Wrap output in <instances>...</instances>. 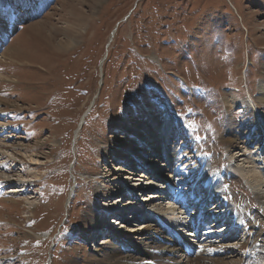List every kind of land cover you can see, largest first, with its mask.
Here are the masks:
<instances>
[{
  "label": "rangeland",
  "instance_id": "rangeland-1",
  "mask_svg": "<svg viewBox=\"0 0 264 264\" xmlns=\"http://www.w3.org/2000/svg\"><path fill=\"white\" fill-rule=\"evenodd\" d=\"M263 75L264 0H0V264H103L113 250L107 264H145L154 250L165 264H195L200 248L188 259L177 228L160 227L148 204L164 179L176 185L203 167L219 173L239 237L200 246L248 241L250 254L207 256L259 264L264 206L250 179L264 177ZM150 120L167 124L176 169L136 138ZM230 122L243 125L241 159L221 142ZM89 216L103 227L93 231Z\"/></svg>",
  "mask_w": 264,
  "mask_h": 264
},
{
  "label": "bare ground",
  "instance_id": "bare-ground-1",
  "mask_svg": "<svg viewBox=\"0 0 264 264\" xmlns=\"http://www.w3.org/2000/svg\"><path fill=\"white\" fill-rule=\"evenodd\" d=\"M36 24H38V22H35L32 26H35ZM39 25V24H38ZM34 28V27H33ZM38 29H40V28H38ZM32 33V32H31ZM47 37H49V36H47ZM50 40V39H49ZM11 47H9L8 48V50H5V53H3L2 55H3V57H6V55H8V54H11ZM8 52V53H7ZM12 52H13V50H12ZM16 56V55H15ZM264 76V75H263ZM264 78V77H263ZM259 91H260V95H261V97H260V100L263 102V105H264V84H263V82L259 85ZM235 103V102H234ZM229 104H231V102H229ZM248 109L246 108L245 109V112L247 113L248 111H247ZM152 120V119H151ZM151 120H150V122L149 123H147V124H152L151 126H152V129L150 128V131L148 130V129H145V128H143V127H139L138 128V131L140 130V132H138V131H133V132H135L134 134H135V136H136V138L137 139H139V140H141V141H143L144 143H146L147 144V146L150 148V150L152 151V152H150V153H148V155L149 156H152L153 154H156L157 152V150H159V148L162 150V152L161 153H163V155H164V157L167 159V161L169 162V165L171 166V168H173L174 166L172 165V159L175 157L173 154H170L169 152H168V150H167V146H168V143H167V137H168V135H167V132H168V127L165 125L164 127H161V125H160V123H162V122H160V120H159V124H158V120L157 121H152L151 122ZM262 120L264 121V119L262 118ZM260 123H262V121H260ZM250 125H252V124H250ZM262 125V128L264 129V123H262L261 124ZM145 126V125H144ZM241 126H242V128H241ZM254 126V125H253ZM232 127H235V125H231V122H230V126H229V128L227 129V131H228V134H227V138L226 139H222V144L223 145H225L227 148H228V152H229V154H231L230 156H231V158H234V156H235V154H236V157L235 158H238V159H241V158H243V155H240V151H241V149L242 148H244L245 149V147L244 146H241V147H238L237 145V141L239 140V138L242 136V135H245L244 134V131L242 130L243 129V125H239L238 126V128L239 129H237V126L235 127V129H232ZM251 128V127H250ZM146 131H149L147 134H145L144 135V132H146ZM160 134V135H159ZM249 134V132H246V135H248ZM159 135V136H158ZM255 135V134H254ZM148 138V140L150 141V142H148L147 140H146V137ZM253 141L254 142H256V146L257 147H259L260 145H261V143H262V139H261V136H260V134H256V137L253 139ZM248 142V141H247ZM243 143V142H242ZM264 144V143H263ZM254 145V144H253ZM160 146V147H159ZM127 149H129V146L127 145ZM234 152L235 154H232V152ZM235 151H237V152H235ZM120 153V152H119ZM128 153V152H127ZM161 153H158L159 155H161ZM118 154V153H117ZM157 154V155H158ZM234 155V156H233ZM239 161H241V160H239ZM236 162H237V160H236ZM152 163L154 164V166H155V164L156 163H154L153 161H152ZM161 167L162 166H159V165H157L156 164V168H155V170L156 171H158V170H161ZM205 172L206 171H201L200 173H199V179L201 178L202 179V183H204V182H206V184L207 183H209V184H211L212 183V179L211 178H207L206 176H205ZM260 174V173H259ZM257 175V173L256 174H254L253 175V177L250 179L251 181H252V183H253V186H254V188L253 189H255L256 190V196H257V199H258V201H259V203L262 205L261 207H263L264 206V177L262 178L260 175ZM139 177L140 178H142L143 180H144V177L145 178H147V174H145V173H142V172H140V174H138V176H137V179L136 180H138L139 181ZM161 177H159V181L158 182H161L162 180L160 179ZM162 179H163V177H162ZM133 180H135V179H133ZM144 181H147V183L148 182H150V180H149V178L147 179V180H144ZM158 182H157V184H158ZM163 182V181H162ZM149 184H151V183H149ZM156 184V185H157ZM164 184H166V188L164 187V188H162V187H160V189L159 190H157V194H159L158 196H156V198L159 200V199H161V201H162V203H165V205L163 206V204L162 205H159V203L157 202L158 200H156V201H153V199L151 200V201H153V202H151L150 201V203L148 204V207L151 209L152 208V210H153V214L154 215H157V216H159V217H161L162 219H163V222H165V223H161V225L163 226V227H167L168 226V224H170V225H172V226H174L175 228H177V230H178V232L179 233H177L176 234V238H177V240H178V242H180V243H185L186 245V247L187 248H189L190 249V252L192 251V252H197V248H200V250H199V253H200V255H202V256H204V259H202L201 257H199L197 260H195L194 261V263L195 264H216L217 262H219V261H217V258L216 259H213V258H208V254L209 253H216V254H218V253H223V252H228V251H230V252H234V253H238L239 255L240 254H242V255H244V254H250V253H247V252H249V250L248 251H246V252H244L246 249H247V246L249 245V242L248 241H245V243H242L241 245L239 244L238 246H233V245H237V244H233V245H230V246H228V247H226L225 245H218L215 249H213V250H209L208 248H212V246H215L214 244L213 245H211V246H208V247H201V246H198L196 243L197 242H199V237H198V234L197 233H195V231H196V223H194L193 221H190V222H186V221H184L181 217L182 216H184L185 215V211L184 210H182L181 209V207L179 206V204H181V203H184L185 201H187L188 200V202L186 203V205L187 206H192V204L193 203H195L196 201H189V200H191V198H190V193H184V194H182V196L180 197V198H175V197H173V199H175V201L173 202V201H170V199H168V193H170V191H171V189L173 188V187H177L176 185H172V182L171 181H169V180H167V179H164ZM164 184H163V186H164ZM136 185V184H135ZM251 186V185H250ZM132 187V186H131ZM211 187H214V184H211ZM215 188V187H214ZM213 188V190H215ZM218 188V187H217ZM129 189H131V191L129 192V194H132V193H134V191L133 190H135L136 188H129ZM123 191V190H122ZM162 193V194H161ZM221 191H220V194L219 195H217L216 196V198H219V197H222V195H221ZM133 196H134V194H133ZM126 198H132V196H127L126 195ZM125 198V199H126ZM144 198H146L147 199V195L146 196H144L143 198H142V200L144 199ZM149 198H151V197H149ZM152 198H155V197H152ZM148 200H150V199H148ZM165 200V201H164ZM167 200H169V201H167ZM179 200H180V202H179ZM195 200H196V198H195ZM158 203V204H157ZM140 204H138V202H135V201H131V203H129L128 204V206L130 207V206H133V208L135 209V208H137V210L135 211V213H136V215L138 214V215H140L141 214V212L138 210V206H139ZM116 206H117V204H116ZM112 207V206H111ZM133 209V210H134ZM105 210H107V211H109L110 210V208H106ZM121 210H124V211H126L127 210V208H124V209H121ZM106 211V212H107ZM150 211V210H149ZM213 213H215V211L213 212V210H211L210 211V214H212L213 215ZM197 214V213H196ZM195 214V215H196ZM123 214H121V213H119V214H117V216L118 217H121ZM127 215H129L128 213H127ZM152 215V214H151ZM202 214H200V216H201ZM103 216V215H102ZM106 217V216H105ZM154 217V216H153ZM156 217V216H155ZM158 218V217H157ZM193 219H195V217L193 218ZM214 221H212L211 223H213ZM88 226H92V227H94L93 228V231L94 230H100L102 227H103V225H100L97 221H95L94 219H93V217H87V222H85ZM210 223V224H211ZM166 224V225H165ZM152 225V224H151ZM188 225H191L190 227H191V231H187V227L189 228V226ZM218 225V223H216V224H214L213 226H214V228L213 229H215V226H217ZM107 226H109V225H107ZM142 226V225H141ZM144 228H148V226L146 225V226H144V227H141V228H138V229H136V230H139V229H144ZM198 229L199 230H201V228H199L198 227ZM219 229H222V227L221 226H219L218 227V229H216V230H214V231H216V232H218V230ZM133 231V230H132ZM194 232V234H192V237L191 238H193V240L194 241H196V243H193V242H187L183 237H182V235L180 234V232ZM227 232V231H226ZM231 232V234L229 235L230 237H233V235H234V233H232V231H230ZM175 236V235H174ZM188 237V236H187ZM239 237V235L234 239V240H236L237 238ZM217 239H219V238H217ZM228 241H230V240H227V241H225V242H222V241H220V243H226V242H228ZM111 242V240H108V239H105V241H103V243L102 244H108V243H110ZM219 243V242H218ZM215 244H217V243H215ZM175 247H178V246H176L175 245ZM251 252H253L252 250H251ZM264 253V252H263ZM263 253H262V255H263ZM117 254H118V252L116 251V250H113L111 253H108V254H103L104 256H102V258H101V260H100V263H103V264H107V263H109L111 260H113V257H116L117 256ZM164 253L162 252V251H158V250H154V251H151V252H148V253H146L145 254V258L144 259H147L148 261H147V263H145V264H165V262H164V260L162 259V255H163ZM205 256H207V257H205ZM210 257V256H209ZM260 258V257H259ZM189 259V258H188ZM187 259V260H188ZM221 260V259H220ZM247 260H249V259H246V261ZM246 261H244V262H242V264H250L249 262H246ZM259 264H264V259L262 258L261 259V261H259Z\"/></svg>",
  "mask_w": 264,
  "mask_h": 264
}]
</instances>
